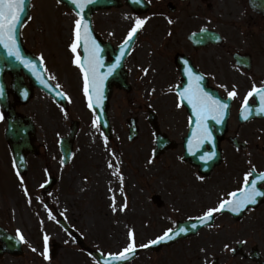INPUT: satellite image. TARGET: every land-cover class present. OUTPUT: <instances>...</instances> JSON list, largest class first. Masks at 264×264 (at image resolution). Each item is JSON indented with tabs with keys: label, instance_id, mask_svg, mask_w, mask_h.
<instances>
[{
	"label": "rangeland",
	"instance_id": "obj_1",
	"mask_svg": "<svg viewBox=\"0 0 264 264\" xmlns=\"http://www.w3.org/2000/svg\"><path fill=\"white\" fill-rule=\"evenodd\" d=\"M170 1L177 3V0ZM121 12L100 13L96 17V25L109 29L118 22ZM179 15L172 14V17L178 19ZM34 16L35 22L28 32H37V37L31 40L30 49L50 58V73L60 80L54 79L65 89L70 100V108L65 115L43 94L34 96L27 110L31 111L38 124V143L50 151L51 148L56 149L58 139L67 132L70 121H78L80 130L74 158L67 169L57 164L49 171L46 167L49 155L47 150H42L45 164L42 158L34 159L32 175L28 176L24 186L20 184L19 191L17 182L8 181L7 197L2 204L5 212L3 222L15 233L19 230L23 234L26 256L20 262L7 258L6 264H97L88 255V250H97L104 255L119 253L128 245L130 231L135 233L137 248H140L139 245L162 235L167 228H175L177 222L194 219L202 215L206 208L215 206L218 199L224 196L225 180L237 171L235 164L232 168L228 167L235 163L233 158L236 153L227 142L223 143L227 160L203 180L198 179L201 175L196 168L182 161V143L188 131L187 113L176 106L174 93L166 88L173 79L169 58L180 50L178 23L173 36L168 39L165 18L150 16L145 19L135 53L129 62L131 70L137 72L136 79L141 81L133 86L130 93L114 92L109 112L114 135L105 146L100 128L93 127L95 116L85 105L80 70L73 63L75 54L70 47L74 40L73 13L55 0H35ZM144 69H148L147 74ZM139 73L145 76L140 79ZM237 93L239 101L244 93ZM151 111L157 114L162 131L179 144L178 149L168 151L157 159L152 157L155 145L147 121ZM131 117L137 119L139 128V137L132 143L128 140L127 126ZM229 130L230 134L239 132L241 140L247 142L250 148L264 147L262 124L240 128L234 113ZM258 152H250L254 163L258 162ZM110 161L113 168L108 167ZM116 166L124 176L123 193L118 177L112 175ZM46 174L56 175L59 183L45 195L40 185L45 181ZM25 186L29 190L31 204L24 195ZM154 195L161 198L160 205L152 201ZM113 196L118 206L124 203L126 197L127 209L114 212L111 207ZM45 203H48L53 215L64 213L71 226L83 237L86 250L77 246L57 225V219H48ZM227 223L226 217H221L213 229L204 230L197 237L180 240L158 253H141L131 264H214L215 259L218 264H241L242 259L233 257L231 249L235 246L234 241L243 238L240 236L243 233L237 232V226L234 230L226 229ZM45 234L49 236V245L53 240L60 243V250L54 259L50 250L49 259L44 257ZM249 235L263 239L264 230L250 232ZM259 249L264 258V246H259ZM243 262L254 264L250 260Z\"/></svg>",
	"mask_w": 264,
	"mask_h": 264
},
{
	"label": "snow or ice",
	"instance_id": "obj_2",
	"mask_svg": "<svg viewBox=\"0 0 264 264\" xmlns=\"http://www.w3.org/2000/svg\"><path fill=\"white\" fill-rule=\"evenodd\" d=\"M95 0H71V3L75 5L76 16L78 17L74 21L73 35L74 40L70 45L71 51L75 54L73 63H75L81 70L84 78V95L88 101L89 109L95 111L97 106H102V101L104 99V82L108 76H110L115 69L120 65L121 59L125 56L127 48L131 46L137 33L146 23L145 19L137 17L135 23L130 28L127 33V37L124 40V44L120 48L119 56L116 62L112 64L107 72H102L101 69L104 68V62L100 55L102 49L100 44L97 42L95 36L93 35V30L90 23L85 19V9L94 3ZM134 2H139V0H134ZM27 7V0H0V47L6 50L7 57L14 58L15 61L22 64L27 68L36 78V80L43 85L45 88L56 89V95L61 98H68L66 94L60 89V85L56 84L54 86L49 84L51 79L54 77L46 78V68H42L44 57H39V64L34 62L32 59L25 58L23 55L20 45L17 40L18 29L21 26L22 19L25 16ZM30 18V17H29ZM169 23H172L169 20ZM202 32H207V29H202ZM83 51V57H81L78 49ZM185 68L184 73L187 77V85L184 87L177 86V96L178 102L177 107L181 108L185 105L190 106L192 110V117H190V124H194L195 130L193 131L191 137L187 141V149L193 155L196 151L203 148L205 143L213 142L212 129L209 126V120L215 121L217 124L223 123L224 118L229 109V103L225 101L222 97L217 94L206 90L203 81L205 77L202 74H197L193 67L189 65L187 60L184 61ZM145 74H147L148 69H144ZM154 91V90H153ZM171 91V89H170ZM4 87L0 85V99L4 98ZM24 97L27 98L28 92L23 93ZM238 95L235 87L233 90L228 91V99H234ZM253 97H258L259 99V113H264V87H257L255 84L248 91L247 95L243 99L242 104V116L243 119L247 120L253 112V108L250 107L249 101ZM67 115V113H65ZM4 119V114L0 112V121ZM93 127L100 128V116H96L93 120ZM103 136V132H101ZM105 146L108 144V137L103 136ZM113 155H115L113 153ZM216 157V152H205L201 155V159L205 163L214 159ZM63 164L64 161H61ZM152 163V160H149ZM119 164V162H117ZM13 167H16L14 162ZM109 168H113V164L110 161L108 164ZM19 177L20 184L23 186L25 184L24 177L20 174L19 169L16 172ZM112 175L118 177L120 181V191L123 193V182L124 176L121 173L119 166L114 168ZM198 179L203 180L204 177L200 176ZM49 181H46L48 183ZM41 188L45 187V184L40 185ZM23 192L26 197H28V203H32L31 196L29 195V190L25 186L23 187ZM264 197V172H257L255 166L249 168V170L243 176V182L235 190L227 192L224 196L218 199L215 206H210L203 211L202 215L195 217L194 219L198 221L199 225L209 226L215 218V214L228 211L239 215L249 208L250 205H255L258 203V198ZM44 207L48 209V219L56 220V216L53 215L51 209L48 208L47 204ZM112 210L115 212L117 210L124 211L127 209V199L125 197L124 203L121 205L116 204V197H112ZM59 215L63 216L64 213ZM43 223V222H42ZM198 227L197 223H192L190 225L191 229H196ZM190 228L188 226H183L179 228H167L162 235H158L155 239L150 240L146 244L139 245L140 248H148L152 245H158L161 243H166L168 241L175 240L182 234L186 235ZM17 236L20 241H24L23 234L17 230ZM129 243L128 245L119 253L109 254L108 257H103L101 260L97 261V264H121V262L130 259L137 251V244L135 233L130 231L128 233ZM44 257L49 259V236L44 235ZM227 248L228 246L225 245ZM36 251L35 248L32 249Z\"/></svg>",
	"mask_w": 264,
	"mask_h": 264
},
{
	"label": "flooded vegetation",
	"instance_id": "obj_3",
	"mask_svg": "<svg viewBox=\"0 0 264 264\" xmlns=\"http://www.w3.org/2000/svg\"><path fill=\"white\" fill-rule=\"evenodd\" d=\"M202 29H207V32L212 34L208 40L213 42L220 40L219 44L195 46L190 37L200 33ZM179 30L180 68L185 66L184 61L187 60L197 74L205 77L204 81L208 87L218 90V88H228L232 83L239 87H247L251 83L263 81L264 75L248 78L251 71L247 72L238 67L234 60V55L238 53L243 60L250 58L252 70L255 68L264 70V16L251 9L249 0H180ZM236 70H242L245 75L240 78ZM4 80L11 105L16 112L24 114L25 106L20 104L19 99L16 100L10 88L11 78L5 76ZM182 81L180 71V85ZM6 128L7 122L3 119L0 121V194L7 175L19 178L13 167V158L4 141ZM244 174L245 169L241 165L236 175L239 179L235 185L227 184L225 191L229 192L240 187ZM1 217L2 213H0ZM228 219L232 228L237 226V232L249 235L250 232L264 230V204L248 210L239 222L230 215ZM4 228L7 229V226L5 225Z\"/></svg>",
	"mask_w": 264,
	"mask_h": 264
},
{
	"label": "water",
	"instance_id": "obj_4",
	"mask_svg": "<svg viewBox=\"0 0 264 264\" xmlns=\"http://www.w3.org/2000/svg\"><path fill=\"white\" fill-rule=\"evenodd\" d=\"M62 2H64V3H66L69 7H71V8H74L76 11H78L77 9H76V7H75V5H73L72 3H71V0H61ZM94 3H96V4H91L90 5V7L87 9V10H85V19L88 21V20H90V18H91V14H92V10L93 9H97V8H100V7H104V6H106V4H108L107 2H105V0H95V2ZM109 5V4H108ZM27 7H28V4H27ZM27 7H26V12H25V16H24V18L22 19V23L23 22H25L27 19H28V9H27ZM21 27V26H20ZM20 27H19V29H20ZM19 29H18V31H19ZM113 81V78L112 79H110V81H109V83H111ZM6 105V104H5ZM188 109H189V111H190V113H191V117H192V110H191V107L190 106H188ZM258 109H259V106H256V107H253V112H252V114L249 116V117H251V118H255L256 116H259V111H258ZM100 112H101V114L99 115L100 116V123H102V125L105 127V128H107V118H106V114H105V112H104V110L102 111L101 109H100ZM227 120H228V112H227V114H226V116H225V118H224V121H223V123H220V124H217L215 121H212V120H209V126H210V128L212 129V135H213V142H210V143H205L204 144V146H203V148H201V149H199V150H197L196 151V154L195 155H193L192 153H190L189 151H188V149H187V141H188V139L191 137V135H192V133H193V131L195 130V126H194V124H191V133L189 134V138L188 139H186V144H185V147H186V159L187 160H189L191 163H193V164H196V165H200V167H201V171L203 172V173H206V174H208V173H210V171L213 169V167L216 165V164H218L219 163V161H220V152H218L219 151V149H218V145H219V143H220V140H221V138H222V136H223V134L225 133V131H226V126H227ZM25 125L23 124L22 125V127L21 128H18V127H16L17 129V137L18 138H21L20 137V134H22V135H24L25 136V132H26V127H24ZM106 131H108V130H106ZM21 132V133H20ZM76 131H75V129L72 131V134H71V136H70V139H68V140H65L64 141V144H63V146H62V149H63V153H64V155L67 157V156H69L70 154H71V151H72V145H71V140L75 137V133ZM133 133L135 134V130H133ZM233 143L234 144H236L237 145V143L235 142V141H233ZM158 145H159V148L160 149H162V148H164L166 145H167V141H166V139H164V138H162V137H159V139H158ZM207 146H209L211 149H207L206 147ZM216 146H217V149H218V151H216L217 149H216ZM13 150L17 153V151L18 152H20L21 151V147H18L17 145H15L14 144V146H13ZM211 151H215L216 152V156H217V158L214 160V159H212V160H210V161H208L207 163H205L204 162V160H202L201 159V155L203 154V153H205V152H211ZM194 223H196V222H194ZM192 224V222H187V223H184V224H182V225H179L178 226V228L179 227H183V226H188L189 228H190V225ZM198 224V223H197ZM202 226H204V225H199L198 224V227L196 228V229H191L190 228V230H189V232H188V234H193V235H195L196 233H197V231L202 227ZM187 235V234H186ZM182 236H185L184 234H182L181 236H179V237H177L175 240H172V241H168V242H166V243H161V244H158V245H155L156 247H158V248H160L161 247V245H164V244H171V243H173V242H175L176 240H178V238H180V237H182ZM135 256V254L134 255H132L131 257H130V259L131 258H133ZM96 257L97 258H99V259H101L100 258V256H97L96 255ZM130 259H128V260H130ZM127 262V260L126 261H123V262H121V264H125Z\"/></svg>",
	"mask_w": 264,
	"mask_h": 264
}]
</instances>
